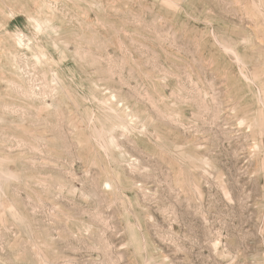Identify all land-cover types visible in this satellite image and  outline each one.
I'll return each mask as SVG.
<instances>
[{
  "label": "rangeland",
  "instance_id": "obj_1",
  "mask_svg": "<svg viewBox=\"0 0 264 264\" xmlns=\"http://www.w3.org/2000/svg\"><path fill=\"white\" fill-rule=\"evenodd\" d=\"M0 264H264V0H0Z\"/></svg>",
  "mask_w": 264,
  "mask_h": 264
}]
</instances>
